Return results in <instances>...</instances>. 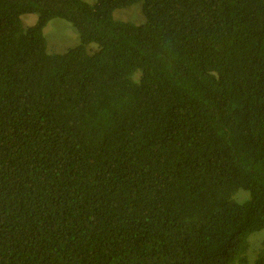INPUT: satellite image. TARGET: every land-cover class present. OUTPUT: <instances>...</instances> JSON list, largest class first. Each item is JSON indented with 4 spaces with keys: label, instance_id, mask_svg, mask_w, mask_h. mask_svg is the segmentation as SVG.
Returning <instances> with one entry per match:
<instances>
[{
    "label": "trees",
    "instance_id": "1",
    "mask_svg": "<svg viewBox=\"0 0 264 264\" xmlns=\"http://www.w3.org/2000/svg\"><path fill=\"white\" fill-rule=\"evenodd\" d=\"M259 230L264 0H0V264H242Z\"/></svg>",
    "mask_w": 264,
    "mask_h": 264
},
{
    "label": "rangeland",
    "instance_id": "2",
    "mask_svg": "<svg viewBox=\"0 0 264 264\" xmlns=\"http://www.w3.org/2000/svg\"><path fill=\"white\" fill-rule=\"evenodd\" d=\"M90 3L96 2V0H86ZM141 1L133 3L132 5L120 7L114 11L115 18L122 20H129L135 23H139L144 19L141 14V10L138 6ZM22 24L24 28H28L35 23L37 19V14L35 13H25L21 16ZM46 41H47V51L50 53L56 52L61 53L66 51L68 48L76 45L79 42V34L75 27L66 19L55 17L48 21L43 29ZM254 235V236H253ZM252 236L251 239H249ZM248 238L249 247L245 253L246 259L242 264H254L258 247L260 249L258 252L264 248V230H259L252 233ZM257 244V246H256ZM256 246V247H255ZM251 247V249H250ZM255 247V248H254ZM250 250H253V254L250 256L248 254ZM235 264H239L236 262Z\"/></svg>",
    "mask_w": 264,
    "mask_h": 264
}]
</instances>
